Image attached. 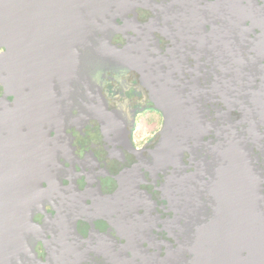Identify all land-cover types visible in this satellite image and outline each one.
Masks as SVG:
<instances>
[{"label": "water", "instance_id": "95a60500", "mask_svg": "<svg viewBox=\"0 0 264 264\" xmlns=\"http://www.w3.org/2000/svg\"><path fill=\"white\" fill-rule=\"evenodd\" d=\"M145 4L158 5L155 0H0V30L16 26V39H27L29 49L35 47L36 33L38 39L37 67L29 71L27 84L10 85L23 88L17 94L37 118L38 147L32 173L17 171L15 163L0 173V264L87 260L76 222L89 207L73 181L63 185L62 144L70 119L105 120L117 114L108 110L103 83L109 74L126 70L138 74L164 125L148 157L138 156L120 173V187L150 199L140 186L156 184L160 174H167L162 198L193 215L196 254L203 264H264V143L245 141L230 124L229 111L213 106L217 119L212 121L198 96L185 92L181 78L187 61L180 47L163 52L149 24L138 25L136 37L129 34L135 7ZM117 34L123 45L114 41ZM219 71L210 101L220 97L224 104L228 84ZM73 108L77 117L71 115ZM185 152L199 157L194 172H185L190 168L182 162ZM69 190L71 200L65 194ZM37 214L43 216L40 222L34 220ZM39 241L44 259L34 250Z\"/></svg>", "mask_w": 264, "mask_h": 264}, {"label": "flooded vegetation", "instance_id": "af4514ba", "mask_svg": "<svg viewBox=\"0 0 264 264\" xmlns=\"http://www.w3.org/2000/svg\"><path fill=\"white\" fill-rule=\"evenodd\" d=\"M155 1L157 6L135 7L129 34L136 37L138 25L149 24L163 52L180 47L187 61L181 78L185 92L198 96L201 109L217 106L229 111L230 124L245 141L264 143V0ZM18 33L14 25L0 30V173L14 163L17 171L32 173L37 161V118L17 94L23 88L10 85L27 84L29 71L37 67L38 39L36 33L35 47L29 49L27 39H16ZM114 41L125 43L120 34ZM219 69L228 84L224 104L220 97L217 103L210 101ZM109 77L102 93L108 110L117 114L105 120L70 119L61 149L67 169L63 185L73 181L89 207L76 222L77 234L86 242L82 250L88 258L83 264H203L196 254L200 249L193 215L187 207L174 208L162 198L167 174H160L156 184L140 186L150 199L120 187V173L138 156L148 157L164 117L154 109L136 72L118 71ZM78 114L73 108L71 115ZM209 116L217 119L213 110ZM48 147L53 149L54 143ZM198 161L197 155L185 152L182 162L190 166L185 172H194ZM65 194L72 199V191ZM46 210L55 214L50 206ZM42 217L37 214L34 220ZM34 250L44 259L41 241Z\"/></svg>", "mask_w": 264, "mask_h": 264}]
</instances>
